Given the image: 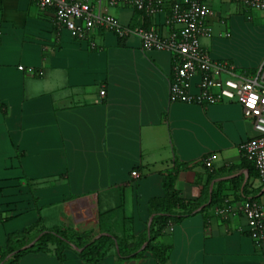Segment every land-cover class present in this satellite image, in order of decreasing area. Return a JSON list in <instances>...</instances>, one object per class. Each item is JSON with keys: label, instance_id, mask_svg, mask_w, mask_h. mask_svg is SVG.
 Returning <instances> with one entry per match:
<instances>
[{"label": "crops", "instance_id": "1", "mask_svg": "<svg viewBox=\"0 0 264 264\" xmlns=\"http://www.w3.org/2000/svg\"><path fill=\"white\" fill-rule=\"evenodd\" d=\"M207 1L212 35L202 47L254 75L264 64V11ZM108 12L129 28H171L167 7L146 19L125 6ZM171 77L170 53L143 50L135 34L98 29L78 41L35 0H0V250L38 219L37 229L135 240L150 225L148 201L163 197L162 173L178 166L175 188L201 205L159 237L166 264H264V242L250 238L238 210L247 197L264 206V180L240 150L255 135L252 122L235 102L172 101ZM217 189L222 200L207 206ZM222 203L234 208L230 217L216 214ZM63 255L27 252L13 264H156L150 250L120 260L111 247L97 263L73 247Z\"/></svg>", "mask_w": 264, "mask_h": 264}, {"label": "built area", "instance_id": "2", "mask_svg": "<svg viewBox=\"0 0 264 264\" xmlns=\"http://www.w3.org/2000/svg\"><path fill=\"white\" fill-rule=\"evenodd\" d=\"M244 8L264 11V0H231ZM42 11L53 10L58 26L65 28L78 41L89 40L98 29L116 32L118 36L135 34L143 50H163L172 57L170 99L176 102L206 106L214 103L235 102L249 118L255 135L240 145L242 157L253 163L258 177L264 180V70L254 75L237 71L227 61L214 60L200 43L212 35L208 17L212 11L207 0H35ZM125 6L152 15L167 7V24L163 33L157 27L129 28L108 12L110 7ZM225 35H229L227 32ZM94 43L91 42V45ZM21 69V67H19ZM194 79H197L194 81ZM195 88V91H193ZM103 96L105 90H100ZM214 154H208L204 166L212 168ZM130 177L140 174L132 169ZM238 210L246 221L250 238L264 242V206L253 198H244ZM234 208L228 203L216 207V214L230 217ZM171 227V225H169Z\"/></svg>", "mask_w": 264, "mask_h": 264}, {"label": "trees", "instance_id": "3", "mask_svg": "<svg viewBox=\"0 0 264 264\" xmlns=\"http://www.w3.org/2000/svg\"><path fill=\"white\" fill-rule=\"evenodd\" d=\"M137 10V9H136ZM145 18V14L139 11ZM145 27L146 25L143 24ZM264 70V64L262 65ZM249 164H253L243 158ZM179 167L175 166L162 173L163 197L152 198L148 201V210L152 219L147 232L136 238L125 239L112 232H105L95 238L88 237L85 232H77L69 227L39 228L40 219L20 233L10 235L6 241V248L0 250V264H13L27 252H53L60 261L64 260L63 250L73 247L80 259L89 263L99 262L114 247L120 260L141 257L146 250H150L156 264H166L169 246L158 241L165 229L183 218L196 212L201 205V199L188 200L181 197L175 188V180ZM220 190L212 192L207 206L214 205L222 200ZM204 209V208H203ZM34 231V232H33ZM33 232V243L27 245V237ZM125 232V230H124ZM27 245V246H26Z\"/></svg>", "mask_w": 264, "mask_h": 264}]
</instances>
